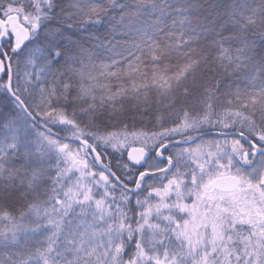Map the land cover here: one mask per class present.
Instances as JSON below:
<instances>
[{
	"label": "snow or ice",
	"instance_id": "snow-or-ice-1",
	"mask_svg": "<svg viewBox=\"0 0 264 264\" xmlns=\"http://www.w3.org/2000/svg\"><path fill=\"white\" fill-rule=\"evenodd\" d=\"M0 264H264V0H0Z\"/></svg>",
	"mask_w": 264,
	"mask_h": 264
}]
</instances>
